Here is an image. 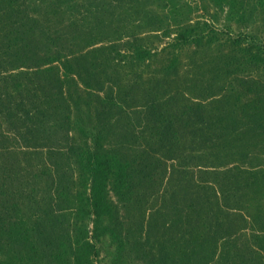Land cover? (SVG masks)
<instances>
[{
    "label": "rangeland",
    "instance_id": "1",
    "mask_svg": "<svg viewBox=\"0 0 264 264\" xmlns=\"http://www.w3.org/2000/svg\"><path fill=\"white\" fill-rule=\"evenodd\" d=\"M53 1L11 4L34 16L55 10ZM75 1L57 26L68 19L83 39L96 19L83 18L87 0ZM140 1L146 17L137 37L104 41L63 62L74 74L68 78L87 89L64 108L70 121L96 125L98 143L133 171L128 198L108 192L110 212L96 216L85 203L75 215L74 202L45 215L54 187L33 175L44 169L46 149L24 146L33 136L20 131L26 124L14 107L28 90L42 100L46 79L29 83L34 69L0 71V264H264V0ZM8 2L0 0V14ZM114 4L115 13L132 6ZM185 25L202 39L175 41ZM6 37L4 27L0 45ZM136 44L150 52L141 62L128 56ZM105 96L117 105L106 117L98 115ZM90 129L77 137L90 143Z\"/></svg>",
    "mask_w": 264,
    "mask_h": 264
},
{
    "label": "trees",
    "instance_id": "2",
    "mask_svg": "<svg viewBox=\"0 0 264 264\" xmlns=\"http://www.w3.org/2000/svg\"><path fill=\"white\" fill-rule=\"evenodd\" d=\"M7 1H9L10 7L7 8V12L0 14V18H5V23L4 25L1 24L0 29L5 27L7 34L5 42L0 45V53L6 58L4 65L0 63V71H9L11 72L9 76L12 77V73L16 70L25 69V72L18 73L27 75L30 69H34L31 70L33 78L30 77L27 81L29 80L31 83L36 79L37 82L41 77H45V84L49 89L46 94L41 95L44 97L39 101H36V95L28 90L29 97L27 96L25 101L24 98L20 97V102L14 107V109H20L18 119L26 124L24 127H20V131L23 135L32 134L33 136L32 140H26L24 146L46 149L45 155L47 156L44 159V169L39 174L33 175L37 178L45 177L47 182L54 187L53 195L50 198L53 209L45 212V215L61 213L63 210H67L65 207L67 204L73 205L74 202L78 203L71 207L75 215L84 212L86 205L82 204L85 203L88 204L91 213L96 216H99L102 210L110 212L108 192L112 191L118 197L126 196L128 198L131 193L133 177L131 172L133 171L130 165L122 162L116 154H111L105 150L103 143H98L96 125L91 126L90 129L83 124L80 127V123H76L75 126L70 121L71 115L68 114V108L67 111H64V108L68 106V102L72 101L76 104L77 101L83 99V92L86 94L87 89L84 90L78 86L79 83L82 84L80 79L68 78L74 74L63 67V62L65 59L104 41L113 44L123 40L124 37H137L140 34L139 31L144 27L143 21L146 17L142 10L143 1L127 0L132 6L126 14L124 7H119L121 10L115 13L117 6L116 4L113 5L114 2L126 3V0H87V5L83 4V18L86 14H92L95 16L96 26L90 29L85 35L86 38L83 39L77 35L80 29L77 26L73 27V23L67 22L68 19L62 25L57 26L63 20L59 14L64 16V11L67 8L76 9L80 5L77 1L55 0L53 1L55 10L44 12V15L40 10L34 16L32 13H28L29 7L23 5L20 9L19 7L14 8L11 0ZM41 1L44 2L45 0H38L39 3ZM157 1L150 0L149 4ZM146 2L148 3V1ZM24 3H26L25 0ZM47 15H50V18L47 19L45 17ZM68 15L70 16V14ZM46 20L52 22V29L49 30L44 26ZM124 21H126V26L122 25ZM146 22L147 26L151 25L150 22ZM111 23L117 24L111 26ZM69 29H73L75 34L69 32ZM200 32L191 25H185L174 32L175 41L188 45L192 44L202 39ZM67 34H71L70 44L67 43ZM130 48L132 50L128 56L133 61L141 62L150 56V52L143 45L136 44ZM54 63H60L63 71H60L61 69L57 68ZM44 74L46 76H43ZM25 77L27 78V76ZM21 84H23L22 79H18L15 85L20 88ZM37 85L39 86L40 82ZM70 88H73V92L70 91ZM85 88H88L87 85ZM21 90L23 89L14 91L18 97L19 92H22ZM100 101L101 111H98V115L104 117L111 113L113 107L117 106L113 97L105 96ZM11 114L14 115L12 111H9L7 117H11ZM86 128L91 130H87V134L91 135L89 137L90 143H88L87 138L82 141V138L76 135L85 131ZM37 130L42 132L41 135H50L51 145L48 143V138H45V142L42 143L41 135L39 137L33 135ZM70 133H74V136H69ZM72 172L75 178H72ZM81 181H83V185ZM84 182H87V187L86 185L84 187Z\"/></svg>",
    "mask_w": 264,
    "mask_h": 264
}]
</instances>
